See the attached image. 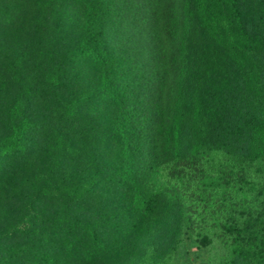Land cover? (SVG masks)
<instances>
[{
    "label": "trees",
    "instance_id": "1",
    "mask_svg": "<svg viewBox=\"0 0 264 264\" xmlns=\"http://www.w3.org/2000/svg\"><path fill=\"white\" fill-rule=\"evenodd\" d=\"M0 264H264V0H0Z\"/></svg>",
    "mask_w": 264,
    "mask_h": 264
}]
</instances>
